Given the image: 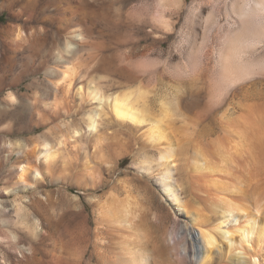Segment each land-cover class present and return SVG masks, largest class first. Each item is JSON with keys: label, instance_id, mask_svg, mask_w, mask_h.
<instances>
[{"label": "bare ground", "instance_id": "6f19581e", "mask_svg": "<svg viewBox=\"0 0 264 264\" xmlns=\"http://www.w3.org/2000/svg\"><path fill=\"white\" fill-rule=\"evenodd\" d=\"M81 37L70 32L56 55L57 66L47 72L56 93L63 90L68 96L77 86L79 67L62 64L77 53ZM238 44L234 47L244 54L227 66L230 93L214 104L227 135L210 144L197 143L189 158L175 125L166 119L168 111L173 116L182 110L177 97L169 107L161 101L164 112L157 118L150 115V91L142 87L106 98L100 88L87 84L86 99L108 101L116 120L134 134L123 137L120 129L108 137L99 129L101 112L89 113L92 160L72 173L65 169L51 177L57 182L63 177L67 187L78 188L80 194L73 196L61 188L56 196L46 177L62 146L72 144L80 131L67 126L54 141L44 139L34 146L29 154L41 163L23 162L18 168L19 264H264V68L257 63L264 49ZM238 65L251 66V72ZM214 87L222 88L219 81ZM82 91L80 86L76 94ZM140 143L145 151L137 154L133 168L145 185L136 186L135 178L126 176L110 178L112 155L124 159ZM131 145V153H124ZM87 190L92 193L89 201L81 195ZM142 191L145 197L136 194ZM159 196L170 207L163 202L156 207Z\"/></svg>", "mask_w": 264, "mask_h": 264}, {"label": "rangeland", "instance_id": "374dc122", "mask_svg": "<svg viewBox=\"0 0 264 264\" xmlns=\"http://www.w3.org/2000/svg\"><path fill=\"white\" fill-rule=\"evenodd\" d=\"M261 24L264 0H0V264H19L18 168L23 162L41 163L29 154L35 145L44 139L54 141L67 126L80 131L72 144L62 146L46 177L56 196L59 188L73 196L80 194L78 188L67 187L63 177L59 183L51 177L65 169L72 173L92 160L89 113L101 112L99 129L104 135L114 136L121 129V135L129 137L130 130L116 120L108 101L86 99L87 84L100 88L106 98L142 87L150 91V115L157 118L164 112L161 101L169 107L177 97L183 108L173 116L168 111L166 119L175 125L189 158L197 143L210 144L227 135L214 104L228 97L227 66L244 54L232 50L235 44L264 49ZM71 31L82 37L76 40L77 53L62 66L72 63L80 70L77 86L67 96L63 90L53 91L46 75L57 66L56 55ZM259 60L264 68V55ZM238 67L251 72L249 65ZM218 81L221 89L214 87ZM80 86L82 95L76 94ZM55 102L57 107L51 108ZM143 151L140 143L124 159L113 154V163L107 165L109 175L135 178L134 184L143 187L133 168L135 157ZM90 192L81 194L86 201L92 197ZM136 194L145 197L144 191ZM161 202L168 206L161 196L154 204L159 207Z\"/></svg>", "mask_w": 264, "mask_h": 264}, {"label": "snow or ice", "instance_id": "6c2138e0", "mask_svg": "<svg viewBox=\"0 0 264 264\" xmlns=\"http://www.w3.org/2000/svg\"><path fill=\"white\" fill-rule=\"evenodd\" d=\"M258 27H259V35H260L261 39H264V24H261ZM240 47H243V45H241ZM233 51H239V48L234 47ZM217 99H220V97H218ZM11 100L13 102H15L16 98L14 96H12L11 97ZM116 101H117V103H120L121 102L119 97L116 98ZM77 135H79V133H77ZM160 159L163 160L164 157L161 156Z\"/></svg>", "mask_w": 264, "mask_h": 264}]
</instances>
